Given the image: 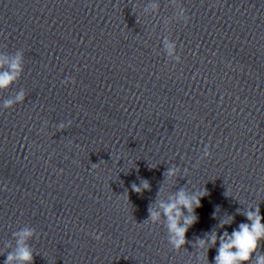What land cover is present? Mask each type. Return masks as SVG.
<instances>
[{"label": "clouds", "instance_id": "9594fccd", "mask_svg": "<svg viewBox=\"0 0 264 264\" xmlns=\"http://www.w3.org/2000/svg\"><path fill=\"white\" fill-rule=\"evenodd\" d=\"M172 47L169 46V53L171 54ZM176 62H180V58H176ZM4 61L0 60V68L4 67ZM21 56L18 54L13 60L8 63V70L0 71V89L7 88L19 75L21 71ZM23 93L16 96L15 101L8 100L5 102V108H10L15 102L23 101ZM63 125L60 129H63ZM210 156V153L205 150L203 158ZM177 174L176 168H169L165 173V179L174 177ZM132 190L136 193H141L143 190H150V184L147 180H143L140 185L133 183L131 185ZM159 195V193H158ZM203 195H207L206 189L199 194H189L186 190L181 189L177 194V198L173 202H159V208L162 210L163 216L166 219V227L170 233V243L174 249H180L187 243L186 233L188 228L196 221L194 209L200 207V198ZM185 211L188 213L185 215ZM148 220L145 221L155 224L161 219V212L155 210L152 206L148 209ZM247 219L251 221L250 224L242 223L239 225V230H234L230 237H227V242H224V238H221V247L219 248V254L216 257V264H251L253 254L258 253L260 248V241L264 240V224L261 220L259 208L255 211H248L246 213ZM231 219V218H230ZM33 231L24 230L17 235V249L15 254L9 253L5 260V264H13V261L19 262V264H33L34 255L31 248L27 245L26 240L33 236ZM93 238L99 240L103 234L97 235L91 233ZM216 240L215 233L211 236V241L214 243ZM201 245L205 241H199ZM235 251H232V249ZM255 264H264V254H257L255 256Z\"/></svg>", "mask_w": 264, "mask_h": 264}]
</instances>
